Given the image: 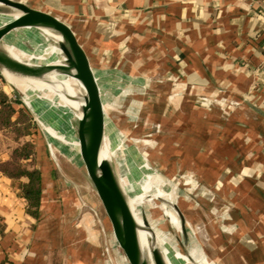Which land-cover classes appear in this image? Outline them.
<instances>
[{
	"label": "crops",
	"instance_id": "crops-1",
	"mask_svg": "<svg viewBox=\"0 0 264 264\" xmlns=\"http://www.w3.org/2000/svg\"><path fill=\"white\" fill-rule=\"evenodd\" d=\"M18 1L68 23L95 67L136 81L144 108L163 99L166 109L173 105L193 117L199 95L222 109L219 97L247 101L230 120L205 113L203 123L192 119L184 126L201 141L196 146L208 150L204 162L215 165L190 160L197 164L190 171L236 197L234 217L204 222L213 241V252L204 246L207 254L220 264H264V0ZM5 95L19 114L24 105L16 94ZM9 160L0 150V164ZM36 164L37 206L22 188L29 179L10 177L0 167V264H85L79 249L94 231L69 218L71 190L62 178L46 172L44 161Z\"/></svg>",
	"mask_w": 264,
	"mask_h": 264
},
{
	"label": "rangeland",
	"instance_id": "rangeland-1",
	"mask_svg": "<svg viewBox=\"0 0 264 264\" xmlns=\"http://www.w3.org/2000/svg\"><path fill=\"white\" fill-rule=\"evenodd\" d=\"M24 43L27 47L32 49L30 44L27 42ZM104 71L113 72L107 69ZM124 75L125 78L129 76L128 74ZM174 80L172 79L169 81L172 82ZM156 81L158 83H163L162 79H157ZM33 90L35 89L32 88L29 94ZM141 91V87L135 84H129L125 81L118 83L117 86H115L113 82L109 84V92L114 104L111 112L116 113L118 121L128 135L129 142L126 144L129 151H131V159L134 161L135 158V162H138V157H143L144 155L146 161L151 164V168L162 178L161 180L164 184L160 187L161 190L170 193L172 191L171 188H175L178 207H181V213H183L185 220L189 223L186 224L187 230L189 227L190 231L195 234L205 252V247L213 252V249H211L213 241L211 235L207 233L208 231L205 228L204 222L209 221L212 217L214 221L215 219L216 221L229 220L232 215L234 217L235 213L230 209L235 206L232 204H235L236 197L234 195L228 197L225 194H221V188L219 187L210 188L211 181H209L208 178H200L203 174L197 176L194 171H190V166L195 168L197 165L190 160H197L199 165L204 167L211 166L212 168V166L215 165L204 162V152L207 149L196 146L197 144H201V141L189 134V131L184 126V122L189 120L192 121L193 119L197 123H203L202 119L206 117L205 113L212 114L214 117L213 119L218 117V119L222 121H227L232 118L239 106L231 101H222L221 103L227 107L226 109H222L213 104L214 98L212 99L206 95H199L196 97L195 101L196 108L194 107L191 112L193 113L192 117V115L190 116L189 114L185 115L179 113V111L176 112L175 109L171 108L173 107L171 104V109H166L167 101L163 99L157 100L153 106L149 108H144L145 104L142 103L139 98ZM0 93L16 94L18 101L22 103L20 94L9 84L6 93ZM178 95H183V92L178 93ZM27 104L30 109L37 114L39 123L36 121L35 116L31 114L25 106L26 113L19 109L21 113H25L24 117L19 118L18 113L16 117H13V114L11 121L17 124L25 122L29 126L27 129H24L23 125L0 129V150H6V153L10 155L11 159L15 149L21 152L25 144L29 145L27 148L31 151L29 157L27 159L18 158L16 161L18 166H21L27 171L30 169V172H32L37 166L36 161L38 159L45 162L46 165L44 166L46 172H51L55 177L59 175L62 178V185L71 190L69 193V202L72 204L73 211L70 214L72 216L69 218L74 221L87 223L91 231H94L92 233L94 237L91 235L92 238L84 242L79 249L81 258H83L82 262L84 261L85 264H91V262L92 264H113L111 258L113 257V253L111 251L110 226L103 206L88 178L85 166L76 152V148H74L70 142H67L68 145L63 146L68 149L66 150V153H69L67 157V154L62 148L61 141L56 140L54 143H51L47 138L43 124L40 122L42 117L43 120L48 117L46 114L59 110L56 109V107L51 110V106L45 104L39 94L38 99L36 98L31 102L28 101ZM174 104H176V108H178L179 105L184 106L182 103L178 104V102H174ZM22 105L24 104L22 103ZM231 105L234 106V110L232 111L229 109ZM57 113L60 115V111ZM51 115L52 121H56L55 123H57L59 120L58 116L56 114ZM196 125L199 126V124ZM164 128L167 130H164ZM56 131L60 132L59 128ZM218 166V172H221V165ZM0 167L2 170L12 169L10 162L0 164ZM141 185L142 183H140V185L138 184L136 188L137 191H133L132 194L135 196L140 194L141 191L138 187ZM129 190L128 188V191ZM158 198L159 196L157 195H154L153 198L145 196L142 198L143 204L141 206L143 208V214L146 218L148 217V220L156 222L161 231L171 233V227L167 218L163 216L161 209L158 208V206L163 203V199L159 200ZM225 206H227L229 210L224 208L225 210L223 211L222 208ZM213 209L219 213H213ZM174 214L180 225L181 220L178 212ZM153 233V236L158 238L159 244L173 253L183 255L181 253L183 248L180 245L178 246L165 237L155 232ZM72 234L73 233L70 232L68 235L69 240ZM188 234L190 237L189 230Z\"/></svg>",
	"mask_w": 264,
	"mask_h": 264
},
{
	"label": "water",
	"instance_id": "water-1",
	"mask_svg": "<svg viewBox=\"0 0 264 264\" xmlns=\"http://www.w3.org/2000/svg\"><path fill=\"white\" fill-rule=\"evenodd\" d=\"M0 16L9 18L7 23L0 25V76L17 90L22 103L35 116L38 123L37 114L27 104L28 101L38 99L36 90H33L31 95L28 93L36 84L55 94L75 114V118L65 119L64 125L78 140L79 151L74 147L103 206L111 231L113 264H168L155 238L150 237L147 240L151 247L149 243L145 248L142 245L141 231L146 230L151 235L154 233L144 214L140 215L141 223L138 221L132 209L130 195L121 179L120 169H123V166L120 164L132 165L133 160L126 144L129 142L128 135L118 121L116 113L111 112L114 104L109 92V83L108 81L100 83L96 78L95 73L102 71L93 65L91 57L71 26L58 16L18 0H0ZM25 28L49 35L67 57V65H42L15 57L6 45V37L11 32ZM23 44L27 47L24 42ZM10 77L24 82L25 86L19 87ZM70 78L75 81L72 87L63 83V80L69 81ZM104 97L107 99L106 103ZM218 100L231 101L239 107L243 102H247L245 99L227 97H219ZM72 102L77 103L75 104L77 108L72 107ZM107 119L115 131L114 138L117 139V144H121L126 155L121 150L114 154L107 151V145L115 150V140L113 142L107 137ZM103 149L108 153L105 158H102ZM126 178L131 186L135 183L137 188L136 178L134 181L130 177ZM129 186L128 188H131ZM139 189L141 191L140 187ZM175 208L184 222L183 234L188 244L186 228L188 223L177 206ZM191 262L196 264L192 257Z\"/></svg>",
	"mask_w": 264,
	"mask_h": 264
},
{
	"label": "bare ground",
	"instance_id": "bare-ground-1",
	"mask_svg": "<svg viewBox=\"0 0 264 264\" xmlns=\"http://www.w3.org/2000/svg\"><path fill=\"white\" fill-rule=\"evenodd\" d=\"M8 21H9V18L0 16V25H3L5 23H7ZM38 33L42 35V37L46 40V42L48 44H50L51 46H53V48L56 49L58 54L56 52H54L51 47H49V45L40 37V35ZM23 42H27L28 44H30V46H32V49H28L27 47H25ZM6 45L8 46L9 50L11 51V53L15 57H17L23 61L32 60V61H34L38 64H42V65L43 64L64 65V66L67 65V57L64 55L62 49L58 45H56V43L53 41V39H51V37L49 35H47L46 33L37 31V30L32 29V28L19 29V30H16L14 32H11L6 37ZM95 75H96V78L98 79V81H100V83L102 81H111L112 80V82L115 86H117L118 83H122L124 81L129 83V84H135L136 83L135 80L127 79L122 74L117 73V72L111 73L108 71H103V72H99V73L96 72ZM109 78L111 80H109ZM11 81L14 82L15 84H17L19 87L25 86V83L21 82L19 80H14L13 78H11ZM74 82L75 81L73 80V78L69 81L63 80V83L68 87H72L75 84ZM27 87H28V85H27ZM33 88L38 92L40 98L45 102V104H49V106H51V110H52V108L54 109L56 107V109H58L60 111V115H58V113H57L59 111H57V112L53 111L52 113L46 114L48 117L45 120H43V117L40 120V122L43 124V126L45 128V133L47 135L48 140L51 143H54L56 140L61 141L62 148L64 149L65 153H66V150H68V149L64 148L63 146L68 145L67 142H70V144L75 146L78 150V148H79L78 147V140L75 137H73L72 131L66 130V126L64 125V122H65L64 120L75 118V114L69 109V107H67V105L64 102L60 101L55 94L45 90L43 87H41L40 85H37V84L34 85ZM104 102L105 103L107 102L106 97H104ZM72 103H73L72 107L77 108V106H76L77 103L76 102H72ZM54 113L58 116V118L60 117V119L57 121L58 124L55 123L56 121L55 122L52 121V115L51 114H54ZM46 115H44V116H46ZM106 127H107V137H109L114 142L115 131L112 128V125L108 121V119L106 120ZM58 128H59L60 132L56 131ZM56 136H59L60 138L56 137ZM73 140H74V142L72 143ZM114 143H115V147H114L115 150L111 149V147H109V145L106 146V149L109 153L114 154V153L119 152L121 150V152L124 155L127 154L125 150H122L121 144H117L118 143L117 139L115 140ZM57 146H59V145H57ZM58 149H59V147H58ZM66 154H67L66 156L68 157L69 153H66ZM106 154H108V153L105 151V149H103L102 158H105L107 156ZM138 158H139L138 162L137 161L135 162V158H134V161H132V165L128 164L126 166L123 163L120 164L121 167L123 166V169H120V173H121V179L123 181L124 187L126 188L127 191H128V186L130 185L129 187H131V188H129L130 192L128 191V193H129L130 198H131L132 209L134 210V212L137 216V219L140 222L141 221L140 215L143 214V211H142L143 208L141 206L143 204L142 198L144 196L153 198L154 195H157V196H159V198H158L159 200L163 199V203H161L158 206V208L161 209L163 216L165 218H167L169 225L171 227V233L161 231L158 228V225L156 222H153L151 220H148V221L150 223V226H151L153 232H155L156 234H158L162 237H165L166 239L170 240L172 243H174L178 246L180 245L183 248V249L181 248L182 249L181 253L183 255H178V254L173 253V252L169 251L168 249H166L164 246L159 244L157 237H154L153 235H151V233H149L146 230L141 231V238H142L143 247L145 248L146 246H148L147 243H149V246L151 247L150 242H147V240H149L150 237H153L156 239V244H157L158 248L161 250V252L163 253L168 264H192L191 257L193 258V260L195 261L196 264H220L218 261L212 260L209 257V255L203 250L200 242L197 240L195 234H193L190 231L189 227H188V230L190 233V237L188 234L189 243L188 244L186 243L185 238H184V234H183V228H182L184 222L181 219V217L179 216V218L181 220L180 225H179V222H178V220L174 214L175 212H177L176 208H175L176 206H177L178 210L180 212H182L181 207H178V204H177V200H176L177 192H176L175 188L172 187L171 188L172 191L170 193H168V192L166 193L164 190H161L160 187L164 184L161 180L162 178H160V176L151 168V166H150L151 164H149L148 161H146L144 155H143V157H138ZM126 176L130 177V179H132L133 181L136 178L139 185H140V183H142V185L139 186L141 188L140 194H138L136 196L134 194H132V192H133L132 189L136 190V186H135L136 184L134 183L133 186H131L130 181H128ZM212 211H214L213 213H219V212L215 211L214 209ZM180 227H181V229H180Z\"/></svg>",
	"mask_w": 264,
	"mask_h": 264
},
{
	"label": "trees",
	"instance_id": "trees-1",
	"mask_svg": "<svg viewBox=\"0 0 264 264\" xmlns=\"http://www.w3.org/2000/svg\"><path fill=\"white\" fill-rule=\"evenodd\" d=\"M21 110L25 111L26 109L24 106H22ZM17 111V108L9 102L7 96L3 93H0V129L21 125L24 126V129L28 128L29 125L25 122L17 124L16 122L11 121L12 115L17 113ZM22 113L19 112V118H23L26 111L25 113ZM28 146L29 145L25 144L22 147L21 152H18L19 150L15 149L12 158L10 159V161H8V163H11L12 169H4L2 171L8 176L16 179L27 177L29 179V182L27 184H22L24 194L31 206H37L39 204L41 194V173L38 170H34L32 172L27 171L21 166H18V164L16 163L18 158L27 159L29 157L31 151L27 149Z\"/></svg>",
	"mask_w": 264,
	"mask_h": 264
},
{
	"label": "built area",
	"instance_id": "built-area-1",
	"mask_svg": "<svg viewBox=\"0 0 264 264\" xmlns=\"http://www.w3.org/2000/svg\"><path fill=\"white\" fill-rule=\"evenodd\" d=\"M7 88H8V83L0 76V92H5L6 93V89Z\"/></svg>",
	"mask_w": 264,
	"mask_h": 264
}]
</instances>
